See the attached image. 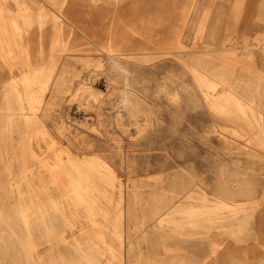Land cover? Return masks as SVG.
Masks as SVG:
<instances>
[{"label":"bare ground","instance_id":"6f19581e","mask_svg":"<svg viewBox=\"0 0 264 264\" xmlns=\"http://www.w3.org/2000/svg\"><path fill=\"white\" fill-rule=\"evenodd\" d=\"M6 1L0 0V241L6 244L0 245V251L3 248L7 253L22 254L28 263L35 264H124V250L137 248L140 253L142 245L154 239L163 246L168 239L176 244L201 240L207 241L209 253L203 250L198 260L184 259L175 245L174 253H165L159 259L152 257L143 264H217L214 257L219 255L224 237L242 242L249 232L254 201L214 198L211 204H195L190 202L191 194L181 195L176 201L174 196L161 201L155 198L149 210L137 216L132 203L139 197L126 199L113 167L101 156L86 154L91 144L83 136H72L67 123L58 119L61 115L54 108L56 98L58 103L75 99L67 98V83L71 73H80L69 68L67 57L62 59L64 51L77 50L69 44V28L84 33L92 49L113 59L115 67L121 60H135L150 48L151 33L141 42V21L134 9L120 31L112 28L113 23L107 26L105 20H99L91 11L93 6L84 12L73 0L52 2L48 8L45 0L32 3L36 5L33 7L26 0H13V9L7 7ZM156 15L146 11L150 19ZM157 22L163 26L161 32L169 36L170 22ZM92 26L101 32V37L93 35ZM204 53L211 54L210 50ZM195 59L196 63H187L209 108L253 129L251 136L264 147V104L258 92L264 85L245 78L230 83L228 62L222 61L211 69L206 56ZM233 60L239 62L236 57ZM251 72L258 73L264 81V69L252 66ZM93 75L96 73L89 72L88 79ZM84 79L87 78H78L77 88L98 98L92 84ZM73 103L76 107L83 104ZM126 105L125 97H120L116 110L123 112ZM115 192L119 193L116 200ZM8 195L16 201L10 205V212L1 205ZM79 216L87 218L90 226L96 225L97 219L107 221L100 223V229L94 227L90 236L84 230L80 233H85L83 239L79 234L66 240L64 226L74 225L70 219ZM45 242L50 247L41 263L39 244ZM221 252V256L232 257L228 248ZM0 264H5L1 256Z\"/></svg>","mask_w":264,"mask_h":264},{"label":"rangeland","instance_id":"374dc122","mask_svg":"<svg viewBox=\"0 0 264 264\" xmlns=\"http://www.w3.org/2000/svg\"><path fill=\"white\" fill-rule=\"evenodd\" d=\"M26 1L32 7L36 6L34 2H43ZM45 1L48 8L52 2L61 0ZM73 1L84 12L93 6L91 11L99 20H105L107 26L113 23L112 28L120 31L134 9V15L141 21V42L147 33H151V42L148 43L150 48L138 54L135 60H121L114 67L113 59L92 49L84 33L69 28L72 34L69 44L77 50L64 51L62 59L67 57L69 68L79 71V77L87 78L84 82L92 84L98 98L78 89L79 77L71 73L66 94L67 98L75 99L70 102L62 99L63 102L58 103L56 98L54 108L61 115L58 119L67 123L72 136H83L91 144L86 154L101 156L113 167L126 199L139 197V201L132 203L137 216L148 211V205L155 198L161 201L174 196L173 201H176L181 195L191 194L190 202L195 204H211L214 198L254 201L256 208L248 219L249 232L244 240L236 243L224 237L219 255L213 257L217 264H264V147L251 136L253 129L223 118L209 108L187 63H196L198 55L206 56L211 69L222 61L228 62L230 83L245 78L263 86L260 75L251 70L252 66L264 69V0ZM5 3L11 9L15 7L13 0ZM146 11L157 15L150 19ZM156 20L162 24L170 22L169 36L161 32L163 26ZM91 28L95 37L102 36L95 26ZM206 50L211 54H205ZM235 57L239 62H234ZM89 72L96 75L88 79ZM258 92L264 104V89ZM120 97L126 99L123 112L116 110ZM73 102L83 104L76 107ZM118 194L114 193V200ZM6 199L1 205L10 212L15 197L8 195ZM66 208L73 210L69 204ZM70 221L74 225L64 226L66 240L84 230L90 236L96 230L94 227H101L100 223L107 220L97 219V226H90L87 218L81 216ZM83 234L79 235L80 239ZM166 243L163 246L154 239L143 244L140 253L137 248L124 250V264H143L152 257L159 259L165 253H174L175 245L179 246L177 252L184 259L198 260L203 250L209 253L207 241L188 240L176 244L168 239ZM0 245H6L5 241H0ZM48 247L49 242L39 244L41 263ZM225 248L231 251L232 257L220 255ZM0 256L5 264H35L28 263L24 255L7 253L3 248Z\"/></svg>","mask_w":264,"mask_h":264}]
</instances>
